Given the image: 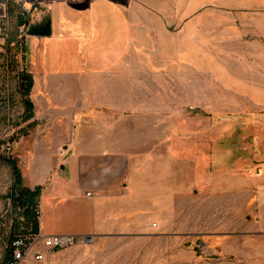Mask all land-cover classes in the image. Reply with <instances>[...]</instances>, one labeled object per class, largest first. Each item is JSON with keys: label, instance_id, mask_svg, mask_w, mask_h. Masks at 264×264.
Segmentation results:
<instances>
[{"label": "rangeland", "instance_id": "1", "mask_svg": "<svg viewBox=\"0 0 264 264\" xmlns=\"http://www.w3.org/2000/svg\"><path fill=\"white\" fill-rule=\"evenodd\" d=\"M115 1L130 24L128 62L139 70L126 77L124 87L108 89L111 102L92 103V109L123 106L130 126L157 128L158 142L164 137L160 129H166L173 157L205 164L203 174L210 176L204 183L192 181L173 199L162 211L161 227L151 224V238L78 239L42 262L24 264H264V181L258 169L264 164V88L256 86L259 95L252 101L246 79L256 77L245 70L264 57L250 45L249 34L260 24L253 18L264 15V0ZM7 2L9 11L0 4V159L14 160L29 179L33 164L56 150L29 142L33 120H24L19 91L28 28L20 22L36 25L51 16L54 4L86 8L88 0ZM219 158L247 165L240 167L248 171L247 188L231 190L226 182L219 191L210 174ZM13 181L11 167L0 162V264L14 235L31 233L8 199Z\"/></svg>", "mask_w": 264, "mask_h": 264}, {"label": "crops", "instance_id": "2", "mask_svg": "<svg viewBox=\"0 0 264 264\" xmlns=\"http://www.w3.org/2000/svg\"><path fill=\"white\" fill-rule=\"evenodd\" d=\"M50 11L52 36H28L23 69L34 80L29 98L37 125L29 142L56 150L54 157L33 164L29 179L23 176L26 188H42L39 234L151 238L173 199L192 181L204 183L210 175L203 174L205 164L173 157L166 129H160L164 137L158 142L157 128L130 126L123 106L92 109V103L111 102L108 89L124 87L126 77L139 70L128 62L130 24L119 2L88 0L86 8L54 4ZM263 16L253 18L260 24L249 33L250 45L261 53ZM245 70L256 77L246 79L253 101L259 95L256 86L264 88V57ZM221 160L210 169L219 191L226 182L231 190L247 188L248 171L240 168L247 165ZM258 169L264 181V164Z\"/></svg>", "mask_w": 264, "mask_h": 264}, {"label": "trees", "instance_id": "3", "mask_svg": "<svg viewBox=\"0 0 264 264\" xmlns=\"http://www.w3.org/2000/svg\"><path fill=\"white\" fill-rule=\"evenodd\" d=\"M0 4H5L7 7V11H9V5L7 0H0ZM25 28L30 27L29 20L20 22ZM24 53H26L27 49L23 48ZM34 80L31 74L27 73L25 70L21 72L19 78V91L24 99L25 106V116L24 120L31 121L34 118V105L30 100V95L33 89ZM36 122H32L30 127H35ZM0 162L8 164L13 173V187L10 191V195L8 199L11 200L13 210L15 212L20 211L23 214L24 221L31 229V233L29 235L39 234V215L37 214V209H39V200L42 195V188L37 187L35 190H30L26 188L23 184V176L20 168L16 165L15 161L11 158H2ZM27 235V236H29ZM26 236V235H25ZM20 237V235H14L11 240V245L13 241ZM13 256V249L10 246L8 251V256L5 259V263L11 260Z\"/></svg>", "mask_w": 264, "mask_h": 264}, {"label": "built area", "instance_id": "4", "mask_svg": "<svg viewBox=\"0 0 264 264\" xmlns=\"http://www.w3.org/2000/svg\"><path fill=\"white\" fill-rule=\"evenodd\" d=\"M39 215V209H37ZM78 241L76 236L55 235L42 236L41 234L20 236L16 238L11 248L13 256L5 264H24L29 259L34 262H42L47 253L62 250L73 246Z\"/></svg>", "mask_w": 264, "mask_h": 264}, {"label": "water", "instance_id": "5", "mask_svg": "<svg viewBox=\"0 0 264 264\" xmlns=\"http://www.w3.org/2000/svg\"><path fill=\"white\" fill-rule=\"evenodd\" d=\"M28 36L32 37H51L52 36V19L47 16L46 19L36 25H30L27 31Z\"/></svg>", "mask_w": 264, "mask_h": 264}]
</instances>
